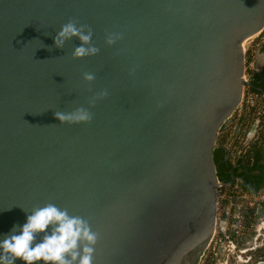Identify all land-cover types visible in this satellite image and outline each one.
I'll return each mask as SVG.
<instances>
[{
    "label": "water",
    "instance_id": "95a60500",
    "mask_svg": "<svg viewBox=\"0 0 264 264\" xmlns=\"http://www.w3.org/2000/svg\"><path fill=\"white\" fill-rule=\"evenodd\" d=\"M69 20L98 54L54 46ZM263 32L264 0H0V239L53 203L98 234L93 264H197L217 132L250 88L241 43ZM77 107L89 123L55 119Z\"/></svg>",
    "mask_w": 264,
    "mask_h": 264
},
{
    "label": "clouds",
    "instance_id": "9594fccd",
    "mask_svg": "<svg viewBox=\"0 0 264 264\" xmlns=\"http://www.w3.org/2000/svg\"><path fill=\"white\" fill-rule=\"evenodd\" d=\"M76 38L79 46L71 53L73 59H81L98 54L99 48L92 44V30L86 25H79L74 20L63 24L54 37V46L63 48L66 41ZM120 37L109 34L105 43L112 45ZM51 50V49H49ZM85 82L91 83L95 74L85 72L82 75ZM107 91L94 95L89 102L92 106L97 99L107 96ZM55 119L61 124L89 123L91 112L84 107L73 111H55ZM19 231V234H15ZM38 234H43L41 241L36 243ZM98 234L91 229L86 219L70 215L67 209H61L53 203L34 208L27 215L26 222L0 239V264H93V255Z\"/></svg>",
    "mask_w": 264,
    "mask_h": 264
},
{
    "label": "built area",
    "instance_id": "2783aa9c",
    "mask_svg": "<svg viewBox=\"0 0 264 264\" xmlns=\"http://www.w3.org/2000/svg\"><path fill=\"white\" fill-rule=\"evenodd\" d=\"M244 54L245 50L243 51V58ZM251 66L252 64H247L244 60L243 80L246 82L249 79L248 74L251 71ZM245 91L246 87L243 88L240 104L242 103ZM244 102L248 104L247 99ZM238 107L236 110H239ZM231 116L227 123L220 126L216 136L218 138L216 145L217 148L220 147L226 152L228 161L230 164H233L243 155L247 144L254 140L252 135H248L249 131L242 129L238 123L230 128ZM235 141L237 146L233 145ZM214 198L213 231L200 259L210 250L209 253L212 255V260L220 256L218 264H249L251 262L250 254L255 251L254 247L249 246L238 249L237 244L242 241L244 232L252 227V225L248 224L245 214L250 213L251 216L255 217V212H257L256 206L258 204L264 205V190H260L254 194H246L239 188L236 179H233L231 182L222 183L216 178ZM252 210L253 212H251ZM253 229L256 232L253 238L254 240L260 235H263L264 238V232L259 233L260 231H264V221L260 220L258 225L255 228L253 227ZM248 253L249 255H247ZM255 264L263 263L257 261Z\"/></svg>",
    "mask_w": 264,
    "mask_h": 264
},
{
    "label": "rangeland",
    "instance_id": "374dc122",
    "mask_svg": "<svg viewBox=\"0 0 264 264\" xmlns=\"http://www.w3.org/2000/svg\"><path fill=\"white\" fill-rule=\"evenodd\" d=\"M263 33H261L259 36L251 39L250 41L243 43V51L245 50V54H244V60L246 61L247 64H254V50L256 48V44L259 42L260 36ZM264 56V54H258L257 55V59H256V63L257 66H259L260 62H261V58ZM246 96L249 97V93L247 91H245L243 99H242V103L240 104V106L238 107L239 110H236L233 115L231 116V124H230V128L235 125L237 123L236 119H237V115H240L239 120L242 121L241 123V128L245 129V131L248 130L249 125H251L254 120H256V118H258L257 114H259L261 117H259V120L261 121V129H262V134H258V139L255 141V143L257 142V144L259 145V147H261L263 149L264 152V119H262V108H247L246 106H248V104H246L244 101L246 99ZM229 128V131H230ZM218 143V138L216 137L215 140V144ZM254 143V141H253ZM234 146H237L236 141L233 142ZM250 146V148H249ZM247 150H252V142L248 143L246 148L244 149L243 154L247 151ZM260 190H264V189H260ZM259 190V191H260ZM259 205L256 206V210L257 213L259 215H255V217L251 216L250 213L245 214L246 219L248 224L252 225L251 229H248L247 231L244 232V236L242 241L237 244L238 249H241L242 247H249V246H253L255 251L250 254V258H251V262L249 264H255L257 261H261L264 264V238L263 235H260L259 237H256V239L254 240V235L256 232H254L253 227L255 228L256 225H258L259 221L262 220L264 221V211L262 209L259 208ZM253 212V210L251 211ZM256 213V212H255ZM256 213V214H257ZM264 231H260L259 233H263ZM242 243V244H241ZM210 250H208L205 254L204 257L201 259L200 262H198L197 264H206V263H214V264H218V260L220 256L215 257L214 260H212V255H210ZM249 255V253L247 254ZM212 260V261H211ZM220 261V260H219Z\"/></svg>",
    "mask_w": 264,
    "mask_h": 264
},
{
    "label": "trees",
    "instance_id": "16d2710c",
    "mask_svg": "<svg viewBox=\"0 0 264 264\" xmlns=\"http://www.w3.org/2000/svg\"><path fill=\"white\" fill-rule=\"evenodd\" d=\"M261 78L264 81V69ZM225 157L226 152L220 147L212 153L215 175L220 182L227 183L232 176L246 194H254L264 188V154L257 142L252 143V150H247L233 165ZM259 208L264 211V205H259Z\"/></svg>",
    "mask_w": 264,
    "mask_h": 264
},
{
    "label": "flooded vegetation",
    "instance_id": "af4514ba",
    "mask_svg": "<svg viewBox=\"0 0 264 264\" xmlns=\"http://www.w3.org/2000/svg\"><path fill=\"white\" fill-rule=\"evenodd\" d=\"M258 52L260 54L261 53L264 54V42L259 47ZM263 69H264V62L260 66L255 65V63L252 64L251 71L248 74L249 75L248 82L250 83V88L246 87V93H247V91L249 93V97L246 96V99L248 100V106H246V107L247 108H262V112H261L262 117H263L262 119H264V89H263L264 81L261 78ZM257 115H258L257 116L258 118H256V120H254V122L251 125H249V128H248V131L252 128L251 135H252V138L254 140V143L258 139V134H262V129L260 126L261 121L259 120V117H261V116L259 114H257ZM239 118H240V115L238 114L236 121H237L238 125L241 126L242 121H240ZM263 154H264V152H263ZM225 158L227 159V157H225ZM227 161H228V159H227ZM261 189H264V188H261ZM206 264H208V263H206ZM211 264H214V263H211Z\"/></svg>",
    "mask_w": 264,
    "mask_h": 264
},
{
    "label": "crops",
    "instance_id": "0c3cea01",
    "mask_svg": "<svg viewBox=\"0 0 264 264\" xmlns=\"http://www.w3.org/2000/svg\"><path fill=\"white\" fill-rule=\"evenodd\" d=\"M263 42H264V32H263V34L260 36V39H259V42L255 45L256 46V48H255V50H254V61H255V65H257L258 63L256 62V59H257V55L259 54V47L263 44ZM262 60H261V62H260V64H259V66L264 62V56L261 58ZM257 63V64H256Z\"/></svg>",
    "mask_w": 264,
    "mask_h": 264
},
{
    "label": "bare ground",
    "instance_id": "6f19581e",
    "mask_svg": "<svg viewBox=\"0 0 264 264\" xmlns=\"http://www.w3.org/2000/svg\"><path fill=\"white\" fill-rule=\"evenodd\" d=\"M251 39H253V37H252ZM251 39H250V40H251ZM243 43H245V41L241 43V48H242V50H243Z\"/></svg>",
    "mask_w": 264,
    "mask_h": 264
}]
</instances>
